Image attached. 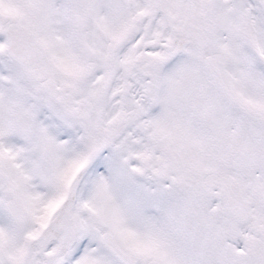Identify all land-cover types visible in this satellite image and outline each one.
Masks as SVG:
<instances>
[{"label": "snow or ice", "instance_id": "obj_1", "mask_svg": "<svg viewBox=\"0 0 264 264\" xmlns=\"http://www.w3.org/2000/svg\"><path fill=\"white\" fill-rule=\"evenodd\" d=\"M0 264H264V0H0Z\"/></svg>", "mask_w": 264, "mask_h": 264}]
</instances>
